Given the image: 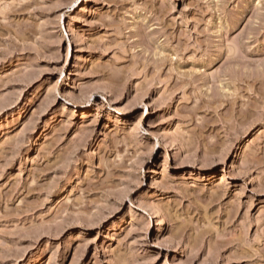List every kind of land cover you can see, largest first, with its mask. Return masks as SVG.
Instances as JSON below:
<instances>
[{
  "label": "rangeland",
  "instance_id": "obj_1",
  "mask_svg": "<svg viewBox=\"0 0 264 264\" xmlns=\"http://www.w3.org/2000/svg\"><path fill=\"white\" fill-rule=\"evenodd\" d=\"M0 264H264V0H0Z\"/></svg>",
  "mask_w": 264,
  "mask_h": 264
}]
</instances>
